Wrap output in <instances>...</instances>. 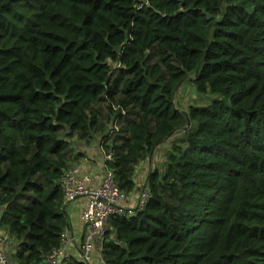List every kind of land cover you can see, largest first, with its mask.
Segmentation results:
<instances>
[{"label":"trees","instance_id":"16d2710c","mask_svg":"<svg viewBox=\"0 0 264 264\" xmlns=\"http://www.w3.org/2000/svg\"><path fill=\"white\" fill-rule=\"evenodd\" d=\"M187 79L210 101L177 108ZM168 140L147 200L108 219L103 263L264 264V0H0V230L13 264L62 247L61 179L82 144L99 142L127 197Z\"/></svg>","mask_w":264,"mask_h":264},{"label":"built area","instance_id":"2783aa9c","mask_svg":"<svg viewBox=\"0 0 264 264\" xmlns=\"http://www.w3.org/2000/svg\"><path fill=\"white\" fill-rule=\"evenodd\" d=\"M105 157L106 160L110 159L109 155ZM90 181L89 176L80 174L77 166L71 165L63 175L61 185L65 195L64 210L69 203L80 197H85L86 201L81 209L80 218L87 225V229L81 240L77 241L74 237L72 221H70V229H66L61 236L62 247L47 254L45 260L40 264H64V260L73 255L69 249H75L87 264H94V260L104 264L101 247L106 240L108 219L112 215L125 213L126 207L123 206V202L126 196L116 186L114 173L110 169L105 170L101 185L92 186ZM141 198L140 203L147 200V187L144 188ZM128 210L131 212V209ZM2 243H4V233L0 230V245ZM0 264H11L1 251Z\"/></svg>","mask_w":264,"mask_h":264},{"label":"crops","instance_id":"0c3cea01","mask_svg":"<svg viewBox=\"0 0 264 264\" xmlns=\"http://www.w3.org/2000/svg\"><path fill=\"white\" fill-rule=\"evenodd\" d=\"M159 148V147H158ZM81 152H85L84 157H80L79 159H75L71 164L73 167L77 166L80 170L81 175H87L90 177V185L92 186H99L102 184L103 177L105 174L106 167V155L104 154L103 150L100 148L99 142L96 141L90 147H86L82 144L79 147ZM156 161V151L154 156L148 159L146 162L141 164L136 170V181H137V188L136 190L130 195L127 196L125 201L123 202V206L126 208H136L140 202V197L142 192L144 191L147 175L149 171L158 167ZM86 198L80 197L77 200L69 203L66 207L67 215H70V221H72V227L74 230V237L77 241L81 240L82 235L86 232L87 225L81 220L80 212L85 203ZM72 216L75 218V221L72 220ZM69 217V216H68ZM14 246L9 241H4L0 245V251L6 255L8 260L12 258ZM69 252L73 255L78 256V252L75 249H69ZM94 264H102L98 260H94Z\"/></svg>","mask_w":264,"mask_h":264},{"label":"rangeland","instance_id":"374dc122","mask_svg":"<svg viewBox=\"0 0 264 264\" xmlns=\"http://www.w3.org/2000/svg\"><path fill=\"white\" fill-rule=\"evenodd\" d=\"M190 79H187L185 82L181 84V86L178 88V90L175 93V105L180 110H186L192 103L195 104H206L208 101H210V97L208 95L203 96L197 94L193 86H191ZM170 141L168 140L166 143L159 146V148L156 150V163L158 164V168L162 169L165 164L166 160V151L170 148ZM68 213V211H67ZM69 214V213H68ZM69 218L70 215H68ZM72 220L75 221V218L72 216Z\"/></svg>","mask_w":264,"mask_h":264},{"label":"water","instance_id":"95a60500","mask_svg":"<svg viewBox=\"0 0 264 264\" xmlns=\"http://www.w3.org/2000/svg\"><path fill=\"white\" fill-rule=\"evenodd\" d=\"M207 18H209V17L207 16ZM177 133H181V131L179 130V131H177ZM10 263L13 264L12 258H10Z\"/></svg>","mask_w":264,"mask_h":264}]
</instances>
